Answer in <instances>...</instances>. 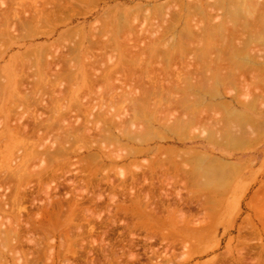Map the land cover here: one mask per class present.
<instances>
[{"label": "bare ground", "instance_id": "obj_1", "mask_svg": "<svg viewBox=\"0 0 264 264\" xmlns=\"http://www.w3.org/2000/svg\"><path fill=\"white\" fill-rule=\"evenodd\" d=\"M10 1H11V3H9L7 0V2L9 4L5 3L6 5L8 4L6 7H8L10 5V7H8L7 10L6 9L4 10L5 12L6 11L7 12L3 16H0V40L4 41V39L9 38L10 40H8V42L15 45V44H18L19 42L26 43L28 41L33 42V41L38 40V39H47V37H49L47 35H49L50 34L49 32L51 31V28H49L47 25L48 24L51 25L52 22H56V21L59 22L60 20H62V18H63L62 16H64L65 12H67L68 10H71L70 9L71 6L68 7L69 4H72V6H74L73 4H75V7H76L77 5H81V4H85V3L94 4L98 0H94L95 2L93 0H90V1L89 0L88 1L87 0H39V1L38 0H31L29 2H28V0H24V1L23 0H10ZM104 1L106 3H113L114 2V4H115L114 8H116L115 9L116 14L112 15L113 11H115V10H113V9H112V11L109 10L107 17H103L104 21H103V18L101 20V22L102 21L104 22V24L102 23L104 26L102 25L100 27V30L98 31L99 28H96V26L93 25L95 27V28L93 27V29H95V30L90 28V31L91 30L92 31L87 35L85 34L86 37H83L84 39H82V37L78 36L79 40H77L76 38L74 40H72V41L76 40L77 43L69 41L68 39L65 38L67 44H68V42H72V43H75L77 45V48L75 47L76 45L74 44L75 48L72 50L69 49L70 50V52H68L69 54H63V53L60 54L59 53L58 57H57L56 53H58V52L55 53L56 55H53V54H50V52H48V49L44 50V51H42L41 49H40V51L34 50L35 52L33 50H31L32 52H34L33 54H32V52L31 53L26 52L19 57L20 58L19 61L21 60V62H19L20 63L19 65L17 63L18 59L16 57V55H18V54H16L15 56L12 55V57H13L12 60L14 59L15 63L11 62L8 68H5V70H2V69L0 70V89L2 86H4L3 83L7 82L5 84V87H2V88H4L6 91L8 89V91H7L8 102L14 101V103L12 102V104H14L13 106H15V105L17 106V107L16 106L14 107L16 109L18 107L22 106L24 110L22 109L23 112H21L18 117L20 118L22 113L23 114L27 113L29 115V117H28L29 121L33 118L32 119L34 121L33 124H34V127H36L35 130L32 129L33 130L32 132L29 131L30 129L27 131V126H25L23 128L19 126L20 123H18V121H19V118H18L16 123L22 129L17 127V124H15L16 125V131H17V132L15 131V132L17 134H20L21 136H24L25 141L28 137L30 139L31 134H32V137L30 139V140H32L33 136H36L37 134H38L37 137L40 136V133L42 131L40 129L41 128L43 129V127H44V131H45V129L47 131H46V133L42 131L44 133V136L42 135L44 138H42V139L48 138L47 136L51 137L54 134V137L58 138V140H56L57 143L58 142L59 143L64 142V143L68 144L71 141L72 142L76 141V143H78V144H76L75 142L73 144L70 143L69 145H71V147L68 145V147H70V148H68V147L66 148L65 147L66 144H64V143L63 144L65 146L62 143H60V145L58 143L57 144L58 149H56V151L54 149L53 153L50 149H48V150L51 152L45 151L44 149H42V150H44L43 151L44 153L49 152V153H51L53 155L55 154L57 156L60 154L59 155V158H60L61 154H62V157L66 156V154H64L65 152L69 153V155H71V152L74 151L75 148H77L76 145L78 146L79 143L80 144L83 143V142H81L83 140H86V139L89 140L90 138H92V137H88V136H96L97 134H95V132H94L95 135L92 133H93V131H97L98 135H99L98 139H100V140H97L98 141V143H97V141L95 142V140L92 141V139H93L92 138V139H90L92 141V144L90 143L91 141L87 142L89 144H86L84 142L83 144L87 145L86 147L84 146L85 149L86 150L89 149V148H87L88 145H89V147H91L93 145V143H96V145L99 144L98 145L99 148H96L98 146L93 145V147H95V149L100 150V148H101L103 151H105V149H104L105 147H106V149L107 148L110 149V147L112 149V147L113 148L115 147L116 148L115 151L117 149H119V151H117V152H120L122 150L121 153H125L126 151H128L127 155H123L125 157H122V155L120 156L121 158H119V159H121V161H128V160H130L131 157H139L141 155L143 156L144 154L146 155L149 152L150 153L153 152L154 150H151L149 148V147H151L150 146L151 144L149 142L153 143L154 139L158 140L157 138H159V137H161L159 140L167 138L166 141L173 140V141H175V143H186L187 142L186 140L199 138V139H201V143L203 144L204 150H202V151H198V150L197 151L196 150H190V151L186 150L185 151V150H183L184 151L183 153H179L180 162H181V159H185V157H186V159L188 161L190 160L191 163H197L196 169L192 168L191 173L189 171L190 169H188V168H187L188 170H183V172H182L183 174H185L188 182H190L189 180H191L192 177L194 178L195 176H197L196 177V179H197L199 175H200L199 178L201 177L202 179L201 178L200 179L203 180L201 182L200 180L197 179L196 180L197 183H195L196 181L194 182V179H192L193 183H191V182L189 183V185H188L189 191L188 192H190L193 196L194 194L198 195L200 193H204L205 190L207 192H208V190L209 191L214 190L213 188L211 189L209 187H216L217 186V188L220 189L218 186L229 185L228 179H219V177L221 175H223V176L227 175L228 176L230 172L233 175L234 172L240 171L243 166L241 163H235L234 164V163H229V161L226 162V160L224 161V159L216 157V156L209 158L211 156V152H210L211 150L209 151V149H210L209 144H214L218 147H224L226 150H229L231 152H245V151H251V149L256 147L255 145H258L261 142V140L264 139V121L256 120L254 118V116H252L249 113V112L264 113V101H263L264 100V81L261 80V78L264 76V51H263L264 48L261 45H264V44L259 43V45H258V43H257V41H261L263 39V38L262 39L259 38L257 32H260V30H262L263 32L262 31L261 32L264 34V0H173V1H168L167 3L163 2V4L158 3L157 5H153L154 4L153 3L152 6H150L151 5L150 3H152L153 1H156V2L160 1L161 2V0H149V4H148L147 0H104ZM15 6L17 8H15ZM75 7L74 8L71 7V8L77 12L78 10H76ZM19 8L21 10L20 12L23 13L24 17H23V15L21 17H18L20 15L18 13ZM73 10H71V11L74 12ZM79 10H80V12H82L81 11L82 9H79ZM72 12H70V13H72ZM67 13L69 14V12H67ZM81 15H82V13H81ZM77 16H79V15H77ZM153 17H158L159 21L156 20L157 18H155V21H154V19L151 20V22H154L151 25H149V21H147L148 26H152V29L148 28V26L144 27V25H145L144 22L143 23L138 22V21H140V19L143 21V19L149 20V18L152 19ZM160 18H164V21L161 22L160 20H163V19H160ZM15 19H16V21H15ZM18 19L21 20V21H19L20 23L17 22ZM55 19H56V21H53ZM57 19H60V20H57ZM134 21L138 22L137 25H139V27L137 25H134V23H133ZM156 21H158V22H156ZM15 22H17V25ZM15 25H16V28L18 26V29H19V26H20V29L22 28L21 30H18L19 32L21 31V35L19 36V38H17L18 36L15 37V35L13 36L9 33L10 29H13V27H14V29H16ZM44 26H47V29L48 28L50 29V31L47 32V35H45L46 34V32H45L46 28H45V31H43V32L40 31V28L41 27L43 28ZM42 28H41V30H42ZM22 31L24 32V34L22 33ZM74 32L76 34L78 31L77 32L71 31L70 33L74 34ZM80 32H82V31H80ZM80 32H78V34H81ZM70 33H69V35H71ZM107 33H108V35L111 34V39H109L110 36H107V37L105 36L106 38H108V37L109 38L107 41H104V39L106 40L104 35ZM262 33H260L261 37L264 36V35L262 36ZM145 34H147V37L143 36ZM148 34H150V35H148ZM101 35H103V36H101ZM129 35H132L133 37L134 36L135 37L132 39L131 36H129ZM151 35L152 36L156 35V38H154L155 36L153 37V41L151 40L152 39ZM95 36H97V37H95ZM71 37L73 38V35ZM75 37H76V35H75ZM136 37H138V38L141 37V41L139 39H137ZM142 37L143 38L146 37L147 40L151 38L150 41L152 43L149 42V40L147 41L146 39L143 41ZM67 38H69V37H67ZM100 38L103 41L99 40ZM65 39H63V40H65ZM258 39H260V40H258ZM86 41L90 44L89 47L88 46L87 47L90 48L92 54H94L95 57H93V55L91 53H89V50H87L88 48L86 49L87 51H84L83 46L85 45ZM142 41L144 42V45H147V42H148L147 46H149L150 43H151V45L149 47H147V49H144L143 48L144 46L140 43ZM256 44L259 47L261 46L262 48L260 47V49H258V47L255 46ZM66 45H65V47H66ZM72 45L73 44H71V47H72ZM140 45L142 46V48ZM95 47H96V54L97 55L93 51V50H95ZM255 47H257V49ZM92 48H94V49H92ZM97 50H100L99 53L97 52ZM110 50L113 51L114 53H115V50L119 51L118 55H120V57H122V58H120L121 61H119L120 64L117 62L119 57L116 58L117 59L116 60L115 58H113L114 55L113 56L109 55V54H111ZM66 51H67V49H66ZM107 52L109 53L108 55L106 54ZM2 54L3 53H0V61L2 59H4V56ZM90 54L92 56V59L90 58L91 56H89ZM32 55H34V57H35L34 62L31 60V57H33ZM233 55H238V57L240 56L241 57L240 59L242 61L236 62L234 60V58L236 56H234L232 58ZM49 56H50L51 60H48ZM145 56L146 57L148 56V57L146 58ZM238 57L236 59H238ZM27 59L30 61H28ZM105 60H107L108 62H106ZM26 61L30 64V66H31L30 68H27V67H29V64H27ZM113 61H115V62L113 63ZM156 61L158 62L157 66L160 65L159 68L152 64V63L156 64L157 63ZM32 63H34V64H32ZM102 63L106 69L102 66ZM106 63H108L107 66H106ZM109 63L112 65H110ZM33 67L35 68L34 69L35 71L31 70V72H30L29 69H33ZM97 67H99L100 69L99 68L97 69ZM101 67L104 70H102ZM27 69L29 72L27 71ZM243 70H244V73H243ZM245 71L246 72L250 71V74L248 73V76H249V78L252 77L250 79V81L252 80L251 83H249L250 81L246 82L249 80V78H244V76H247V73H245ZM251 71H253L255 74H256V72L258 73V71H260L262 77L259 76L260 73H258V75H257L258 77H256L255 75L251 76V73H253ZM244 74H246V75H244ZM31 76H33V79L31 78V80H30ZM3 77L8 78V80H6L4 78V81L2 83L1 80H3L2 79ZM246 79H248V80H246ZM100 81H101L102 86L100 84H98V83H100ZM63 82L69 83L68 84L69 86L66 83H65L66 85H63ZM230 82H234V85L239 82V84H238L239 90H238V87H237V89H234V87L232 86L233 90H236V91H233V90L231 91L229 88H231L230 86L232 83H230ZM95 85L97 87H99V89L95 88L94 87ZM226 85L227 86L230 85L229 88H227ZM60 86H63L65 88L63 89V87H62L63 91L58 90L61 93H59L58 91L56 92V89H58V87L60 89ZM66 86L68 88H66ZM70 86L72 88H69ZM259 86H262L261 87L262 89L258 88ZM68 89L73 90V98L74 99L71 102L69 101V98H70V95L72 94V92ZM95 89H97L96 92H95ZM225 89L230 90V98L233 101L235 100L237 102V107H235L232 103H230L229 101H226L223 98L224 97L223 91ZM65 90L70 91L71 94L69 95L70 92L69 93L67 92L68 94L67 93L65 94V92H66ZM74 90H76V91H74ZM240 90H241V94L243 96L241 102L238 101V99H237V94L239 93ZM48 91L52 97L49 96ZM226 91H227V93L229 92L228 90H226ZM62 92L66 96H64ZM1 93H3V92H1ZM55 93H59V94L56 96ZM60 94H62V95H60ZM67 95H69L68 100H65L64 97L66 98ZM0 96H2V95H0ZM48 96H49V98H48ZM61 96H64V97H61ZM47 98H48V100L49 99H51V100L48 101ZM84 98H85V100H80V99H84ZM89 98H92V99L88 101L87 99H89ZM94 99H97V100L99 99V100L97 102V100H94ZM66 101H68V104L64 105V103ZM94 102H97V103H94ZM125 103L128 104L127 106L129 108L130 112L129 111L126 112V110L128 109L127 107H126L127 109L126 108L123 109V107L126 106ZM120 105H122L123 107H121ZM13 106L12 107L5 106L4 108H2L1 113L2 112H4V113L10 112V109L12 110ZM104 106L107 109L104 110V108H103ZM113 106H117L116 108H118L119 110L115 109V111H113L114 112L113 113L111 111V110H113ZM119 106H120L121 110H120ZM97 107L99 108L100 112L97 109L98 113L96 114L97 111H95V110ZM111 107H112V109H111ZM216 107L217 108L219 107L220 109H222V111H224L223 114L221 113L223 116L221 115L220 118H219V116H217V117H215V115L212 116L213 114L211 112H213V109ZM240 107H242L243 109ZM100 108L101 109L103 108L102 110L104 112ZM19 110H21V108ZM13 111H11V112H13ZM62 111L65 114H63ZM164 111H167L169 113V115L172 116V118L174 117L173 121L171 120L169 123H168V121L166 123H162V121H163L162 117L163 116L166 117V115H164V113H163ZM15 112L17 113L16 110H15ZM59 112H61V114ZM82 112L84 114H88V116L87 115L85 116V120L86 119L87 120L85 122H83L84 124L82 123V125L80 126L79 124H81L82 121H80L81 118L79 119V116H80V114H82ZM94 112H95V114H94ZM16 113H14V114H16ZM9 114H8V116H9ZM14 114H12V115H14ZM73 116H74L76 124L73 122L74 121V119L72 118ZM89 116H94V117H92L94 119L89 118ZM82 117H84V116L82 115ZM22 118H23V120H25L24 115ZM64 119L65 120L66 119H69V120L73 119V121L72 120H70V121L66 120L68 122H65ZM78 119L80 121L79 124L77 123ZM11 120H12V118H11ZM15 121L11 122V124L15 123ZM62 121H64V123L70 122L69 123L70 128H68L69 130L66 129L68 131L64 132L66 126H65V124L64 125L61 124V123H63ZM71 121L73 122V124H71L72 123ZM83 121H84V119H83ZM88 121H90V124H89L90 127L88 126ZM99 121L100 122L102 121V122L100 123ZM25 122H27V121L25 120ZM49 122H51V124H49ZM29 123H32V121H30ZM98 123L99 124L103 123V125L99 126ZM12 125H11V128L13 127ZM73 125H76L77 127H71ZM83 125H85V126L83 127ZM93 125L94 126L96 125V127H98V128L100 127V128L96 129V127H93ZM59 126H62L63 130ZM67 127H68V125H67ZM82 127H83V129H87L89 127L88 128L89 132L87 130H85L86 131L85 132L82 129ZM162 127L165 129L164 135H162V133H163ZM248 127L253 129V130H251V129L249 130ZM57 128L58 129L61 128V130H59V133H61V135L63 134L64 138H63V136H61L62 138L58 137L60 135H58L59 133H58ZM134 128H135V130H133ZM91 129H95V130L92 131L91 135L89 134L88 136L84 137L83 135L85 133H90ZM38 130H39V133H37ZM55 130H57V131H55ZM54 131L56 134L54 133ZM28 132H30V133H28ZM47 132H49V133L47 134ZM33 133H34V135H33ZM35 133H36V135H35ZM43 133H41V134H43ZM82 133H84V134H82ZM17 134H15V135H17ZM55 135H57V136H55ZM42 136H40V138ZM37 137L33 141L37 140ZM86 137H88V138H86ZM83 138H85V139H83ZM53 139L54 138L52 137V140ZM61 139H63L64 141L63 140L59 141ZM70 139H71V141H69ZM95 139H97V138H95ZM30 140H28V141L30 142ZM14 142H16V140ZM29 142L27 143V145L29 144ZM100 142H102V143L105 142L106 146H102V144H100ZM122 142H126L125 143L126 145L122 144ZM42 143H44V142H42ZM169 143H172V142H169ZM112 144L113 145L116 144L117 146H113ZM131 144L133 146L137 144L138 148L135 149L133 146H132V148H130L131 146L129 147L128 145H131ZM27 145L24 147V149L27 148ZM72 145H75V147L73 148ZM103 145H104V143H103ZM118 145L120 146V148ZM121 145H123V146H121ZM33 146L35 147V144H33ZM39 146H40V144H39ZM39 146L37 145L38 148H40ZM59 146H61L63 149H61V147H59ZM124 146H125V148H123ZM127 146L129 148H126ZM145 146H149V147L146 148ZM21 147L22 146H20V148ZM28 147L31 148L29 145H28ZM41 147H42V144H41ZM20 148H19V150H20ZM43 148H44V146H43ZM47 148H49V147H47ZM53 148H54V145H53ZM53 148H51V149H53ZM80 148H81V146H80ZM21 149H23V147ZM36 149H34L33 155H35L36 152H37L36 153L37 155L40 154L39 153L40 151L38 152L37 151L38 149L37 150ZM85 149H83V150H85ZM42 150H41V153H42ZM123 150H125V152ZM26 151H27V149L25 150V154L23 153L24 155H22L23 158L26 157V155L29 153H30V156H32L31 155L32 148L30 149L31 152L29 150L27 151V152H29L27 154H26ZM54 151H55V153H54ZM80 151L75 150V153L72 152V154H76L77 152L80 153ZM115 151L113 150V152H112V150L111 151L109 150V152H106V151L102 152L103 153V161L102 162L100 161V163L104 162L103 163L104 167L102 166L103 164H100V170H102V172H99V174L103 173V171H105L106 169H108V170H109V168L112 169V167L111 166L108 167V165L109 164L111 165L113 163L108 162L104 156H106V158H108V159L110 157L112 159L114 158L113 160L117 161L118 159L117 160H115V159L117 157H119L117 155H120V154L119 153H117V155H116V153L114 154ZM159 151H160V149H159ZM111 152L113 153V157L111 155ZM180 152H181V150H180ZM167 153L171 154L172 152L170 153L168 151ZM37 155L35 157L32 156L31 158L32 159L36 158ZM92 155L96 156V157H100V156H98L99 154L98 155L92 154ZM92 155L91 156L89 155L90 159H91V157H93ZM114 155H116L117 157H114ZM67 156H68V154H67ZM169 156L170 155H168V157ZM14 157H15V154H14ZM38 157H40V155H38ZM38 157H37V159H39ZM41 157H43L42 159H44V155H42ZM46 157H48V155ZM54 157H56V156H54ZM86 157L87 156H85V158ZM96 157H94V158H96ZM174 157H175V153H174ZM21 158L19 159L20 162H21ZM49 158L52 159V157H50V156H49ZM94 158L91 159L92 162H93V160L95 161ZM37 159H35V160L33 159L34 161L33 160L32 161L37 162L36 161ZM98 159L99 158H97V161H98ZM133 159H135V158H133ZM171 159H173V158L171 157ZM109 160H111V159H109ZM13 161L14 160H12V162ZM30 161L28 160V162H30ZM44 161H46V159ZM85 161L86 160H84V162ZM167 161H169V160H167ZM167 161H164V162L167 163ZM177 161H178V157H177ZM26 162H27V159L25 161V165L28 164ZM51 162L53 163L54 161L51 160ZM164 162L161 161V162H159V164L162 165V163H164ZM180 162L178 161V164L173 162L174 166L172 165L170 167V170L169 169H163V167L166 168L168 165L167 166L165 165L166 167L162 165V169H161L162 172L159 171L160 169L156 170L157 167L155 166V169H153L150 172L151 174H149V175L150 176L154 175L156 177V175H157L156 171L159 173H162V175L158 173V175H161L160 178L162 179V185L161 186H163V185L164 186H173V184H171V182L174 181V178H173V175L170 173V171L172 173H174L175 166H176V169L180 168L179 167L181 165ZM50 164L51 163H49V165ZM98 164L96 165V162H94L90 166V164L88 165V163H87V168H89L88 170L91 171L92 167L98 166ZM32 165H33V163H32ZM198 165H199V168L202 167L201 165H203V166L208 165L206 167L207 168L209 167L210 169L208 168V170H206V171L204 170L205 171L204 172L203 170H201V168L198 170V168H197ZM14 166L15 165H13V168H14ZM34 166L38 167L37 165H34ZM42 166H44V165H41V167ZM47 166H48V163H47ZM79 166L81 167L82 165H79ZM88 166H90L91 168ZM101 166H102V168H101ZM122 166H124V165H122ZM129 166H130V164H129ZM36 167H34V168H36ZM116 167H118V166H116ZM172 167L174 168V170L171 169ZM29 168H31V167H29ZM32 168L30 169L31 171H32ZM39 168H40V166H39ZM75 168H77V167H75ZM140 168L142 169V167H139L137 172L140 170ZM7 169L9 170V168H7ZM58 169L60 171V168H58ZM85 169H86V164H85ZM120 169L118 172L119 176L125 178L128 175V174H126L127 172L125 173L124 168L120 167ZM123 169H124V173L122 172ZM108 170H106V171H108ZM127 170H128V168H127ZM196 170H197V174H196ZM11 171L13 172V170H11ZM65 171H66V169H65ZM81 171H82V169H81ZM115 171L116 170H114V172ZM134 171H136V169H134ZM21 172H22L21 170L19 173L13 172L14 173L13 175H15L14 178L16 179V177H17V179H16L17 181H18V178L20 177V176L18 177V174L23 175V173L21 174ZM78 173H75V174H78ZM118 173H116V175ZM139 173L140 172H138V174ZM180 173H181V171H180ZM2 174H3V172H2ZM51 174H49V175H51ZM54 174H56V172ZM59 174H61V172ZM124 174H126V176ZM147 174H146V176L150 178V176H148ZM10 175L11 174H8V176H10ZM13 175H11V176L13 177ZM96 175H98V173ZM100 176H102V175H100ZM104 176L106 177L107 175L103 174L102 177L105 178ZM139 176L137 177V175L135 176V174H133V177H137L138 179L141 178V175H139ZM3 177H7V175H5ZM12 177H8V178H11L12 180H14V178H12ZM45 177L46 176L44 175V177H42V178L44 179ZM93 177H94V175H93ZM96 177H98V176H96ZM147 177L146 178H145V176L142 177L144 179L143 180L144 182L147 179ZM130 178H132V177H130ZM130 178H128V179H130ZM170 178H171V180L173 178V181H171ZM5 179H7V178H5ZM121 179H123V178H121ZM154 179L156 180V178H154ZM3 180L4 179L1 180V178H0L1 183ZM12 180H11V182H12ZM20 180H19V182L21 183L23 178L21 177ZM44 180H46V179H44ZM86 180H88V179L86 178ZM99 180H101V179H99ZM103 180H101V182ZM132 180L134 182H136V184H138L140 182V180H134V179H131V181L130 180H127V181L132 182ZM5 181H8V179ZM98 181L97 182L95 181V182L98 183ZM104 181H106V180H104ZM116 181L117 180H115V182ZM141 181H142V179H141ZM168 181H171V182H168ZM23 182H24V180H23ZM111 182H113V181H111ZM117 182H119V181H117ZM148 182H149V180L145 183L147 184ZM13 183H17V182L14 180ZM43 183H44V181H43ZM83 183H81L82 188H79L77 186L78 187L77 190H79V189L80 190L76 191L75 197H78V198L83 197V196H80V195H82L81 189H84L83 185H85V183L84 184ZM125 183H128V182H125ZM165 183H169L170 185H167V184L165 185ZM184 183H186V182H184ZM67 184H68V182H67ZM71 184H72V182H71ZM76 184H78V182L74 183L75 186H76ZM86 184H87V181H86ZM129 184H130V186L127 187ZM129 184H127V186H126V184H124V186L123 185L117 186V184L114 183V185L112 184L113 187H111V189H112V191L114 190V192L120 193L123 196H128V194L131 193L130 196L133 198L135 196L137 199L142 198L143 197L142 195L143 194L145 195L147 193V196L145 195V198L148 199V201L150 200L148 198V196H151L150 193L153 192L151 190L152 188H151L150 184L148 187V189L150 188V190L145 189L146 192H144L145 190H143L144 186L146 184L144 185L143 183H141L143 185L138 184V186H134V184H133L132 187H131V183H129ZM2 185H0V187L4 188V186H2ZM5 185H8V184L5 183ZM70 186H72V185H70ZM75 186H74V189L76 190L77 187L75 188ZM100 186L99 187H98V185H97V187L94 186V188H96L94 190H96V191H98L99 189L101 190ZM154 186H156L155 182H154ZM161 186H160V188H161ZM18 187H19V185H18ZM20 187H23V186H20ZM135 187H138V188H135ZM90 188L91 187H89V190H90ZM97 188H98V190H97ZM145 188H147V186H145ZM156 188H157V186L154 187V189H156ZM163 188L164 187L161 188V191L163 190ZM5 189H7V188H5ZM23 189L24 188H22V190ZM198 189H200V190H198ZM203 189H204V191H202ZM0 190H2V188ZM13 190H15L14 187L9 192L11 194H9L7 192L8 196L12 195L10 197H8L7 194H5V192H4V194H5L4 195L0 191V193L4 197H6L3 199V196L1 195V198H0L1 199V201H0V211L1 212H0V214L3 212V214L5 215V218H7V219L10 218V219L6 220L5 218H3L4 216L2 217L4 219V221L5 220H6V222L9 221V223L10 222L12 223V221H10L12 216H9V213H10V215H13V217H14V214L18 210L17 208H15L16 210L14 211L15 213L13 214L12 210L14 207L12 208L11 205L14 203L13 206L16 207V206H19L20 204H23L21 202H24V199L20 198L21 194L19 196V193H18L19 191H17V190L14 191L16 193L11 192ZM34 190L32 192L33 195L35 193ZM157 190L160 191V189H157ZM46 191L48 192L49 190L47 189ZM52 191H53V189H52ZM91 191H92V189H91ZM155 191L156 190H154V192ZM77 192H78V195L80 194L79 196L77 195ZM83 192H86V191L84 190ZM87 192H88V190H87ZM37 193H38V191H37ZM90 193H92V192H90ZM102 193H103V191H101V194ZM214 193H218V191L214 192ZM87 194H86V196H87ZM101 194H98L97 196L95 195V197L91 196L89 194L90 197L87 198L86 200L83 199L86 197H83L81 199L82 201L80 199H77V198L72 199V197L70 200L66 199V201H68L67 203L69 205L68 208L77 207L78 205H80L81 208H84V207L88 208L86 210L82 209V212H83V216H82L83 219L81 218L82 221H84V220H86L88 222L94 221L92 223L93 225L90 223L89 227L86 226V228H88V229H86L84 227L85 225L83 227H81V226L76 227L77 229H75V230L77 231L78 234L73 233L76 231H73V230L70 231L71 229L69 230L70 232H72L71 234H73L69 237L74 236L72 239L81 238L80 239L81 243L85 242V244L82 243L83 245L81 243H79V244H81V246H80L79 244H77L78 241H76V243H73V242L70 243L68 240V243H70L71 245L69 244L70 245V247H69L70 251H69V254L67 253V255L70 256V254H71V255H74L76 257V259H78V260L82 259L83 260V261L81 260L82 262L79 261L81 264L82 263L87 264L86 262H89L90 264H112L113 263L112 259L107 257V255L109 254L108 256H110L112 254L111 256H113V258L116 260L119 258L118 255H121L119 253H121L120 250L123 247L121 248L119 246L120 248L117 249L118 246H116V244H113V243L107 244V242L110 243L112 240V238L109 237L110 236L109 234L111 233L109 231V229L111 230V228H113V226L115 227V224L117 223L118 218H120L122 216V214H120L118 211H116V213H114L115 211H113L114 214H111L112 212L109 210L110 208L108 207L109 206L108 204H106V205H108L107 208H109L108 210L110 212L107 209H105V211L101 212V210H102L101 206H97L101 209L96 207L97 210L95 209L94 211H93L94 208H92V206H91L92 210L89 209L90 205L94 204V206H95L96 204H99L100 201L105 203L104 201H102L103 199L105 200V198H103L105 196H103V194L102 195ZM165 194H167V192H165ZM178 194H180V193H178ZM22 195H26V193H24V194L22 193ZM113 195H114V193H113ZM119 196L120 195H118V197ZM33 197H35V196H33ZM68 197H66V198H68ZM114 197L116 198L117 196H113V197L110 196L109 202H113V201L117 202L114 199ZM208 197H209V195H208ZM181 198H182V196L179 198L180 204L186 202V201H183L184 199H181ZM205 198H207V196ZM38 199H40V198H38ZM254 199L256 201L257 198H254ZM117 200L119 201V199H117ZM121 200H122V198H121ZM144 200L145 199L143 198L142 202H144ZM151 200H153V199H151ZM212 200H214V199L212 198ZM86 201H87V203H85ZM204 201H206V200H204ZM196 202H193V203H196ZM202 202H203V200H202ZM33 203L34 202L30 203L31 206L34 205ZM163 203L165 204L164 199L162 201V204ZM211 203H212V201H211ZM25 204H28V202H26ZM56 204L58 205V206L55 205L56 207H61V208L63 207V203L60 201H58ZM86 204H87V206H86ZM201 204H199V205H201ZM207 204H209V203H207ZM8 206H9V208H8ZM21 206L22 205H20L18 207L19 211L22 210ZM47 206L49 207L50 205H47ZM51 206L54 207L53 203ZM6 207L8 209L12 208V210L8 211V209ZM5 208L7 209V211L5 210ZM165 208L162 207V210ZM198 208H199V206H198ZM4 210L7 213L8 212L9 213L8 214L5 213ZM99 210H100V213H99ZM106 210H107L108 217L103 218L102 214L107 216ZM116 210H117V208H116ZM151 210H153V208H151ZM64 211H65V209H64ZM77 211L79 212L80 210L77 209ZM95 211L96 212L98 211V213H96ZM147 211H148V209H147ZM181 212H183V211H181ZM20 213L21 212L17 213L18 215L15 216L16 218L14 217L16 222H14L15 220L12 217L13 222L17 223V225H19V226L21 225L22 221H25V220H21L22 217L17 218ZM26 213L27 212L25 211V214H23L24 216L22 219H24ZM47 213L50 214L51 212L48 211ZM184 213H185V211H184ZM3 214H1V216ZM6 214L9 217H6L7 216ZM63 214H66V213H63ZM160 214H161V212H160ZM51 215H52V213H51ZM77 215L79 217V215L81 216L82 214L80 212V214H77ZM123 215L126 216V214H123ZM187 215L190 216V214H187ZM21 216H22V214H21ZM55 216L54 217L52 216V218H54V220H55V221L53 220L54 222H56V220H57ZM61 218H63V219H61V221H62V220H64L65 217L62 215ZM141 218H143V217H141ZM35 219H36V217H35ZM81 219L79 217L78 220H81ZM91 220H93V221H91ZM120 220H121V218L119 219V222L117 224L120 223ZM136 220H138V219H136ZM136 220H134V221H136ZM4 221H3V223H4ZM95 221H97L95 226H97L101 223V225H102L101 228L104 227V229L102 228L99 231V229H97V227L94 226ZM99 221H100V223H99ZM110 221L114 225L111 224L112 227L109 228L110 224H108V222H110ZM134 221L131 220V222H133V223H134ZM0 222H2L1 218H0ZM36 222L34 221V223H36ZM5 223H4V225L0 223L3 226V228H4V226H8V225H5ZM124 224L126 225L125 228H126L127 232H129V236L134 237L136 235L134 232V228L136 227V225L135 224H132V225L128 224L127 225L126 221ZM1 225H0V227H1ZM14 225H13V227H14ZM262 225H263V222H262ZM10 226H11V224L9 225L7 231L4 230L3 228H0V242L3 244L2 245L3 246L2 251L5 252V250L7 248L5 249L4 247L5 246L8 247V245H10L12 250H13V251L11 250L10 253L16 252L14 255L10 254V258H12L15 262H17V264H21V262L23 264H26V263L27 264H36V263L40 264L39 261H42L41 259H42V257H44L43 250H46V248H47L46 247L47 245L44 246L41 244L44 241H46L47 239H49L51 236L48 238V236L45 235V237L43 238L44 241L39 242V240H37L38 239L37 237H36L37 239L30 238V237H33L34 235L33 234L31 235V233L27 232L29 234V235H27V236H29L27 238L31 241V242H29V240L26 238V236L25 237L23 236V233H26V230H25V232H23L24 229H22L20 227L22 229L21 230L22 235H21L19 229H17L16 226H15L16 228H11V229H10ZM26 226H27V224L25 225L24 228H26ZM35 226H37V225H35ZM5 228H7V227H5ZM28 228H29V226H28ZM250 228L246 234H244V232H242V234H240V241L244 242V240H246L247 242H249V240H248L249 238L258 237V238H260V239L257 238L258 241L260 240V242H261L263 239V235H264V227L262 229H259V230L257 227H255L254 229H251V230H250ZM2 229H3V232L4 231H6V232L3 233ZM9 229H10V231H9ZM247 230L248 229H246V231ZM30 231H32V230H30ZM113 232H115V231H113ZM20 235H21V237H24V242L19 240L21 238ZM112 235H114V234H111V236ZM120 235H122V232H120ZM120 235L118 237H121ZM144 235H145V233H144ZM193 235H195V233ZM150 237H152V236H150ZM25 238L27 239V241ZM45 238H47V239L45 240ZM108 238L109 239L111 238L110 241L109 240L107 241ZM162 238H163V240H168L167 242L170 243V244L168 243L169 248H171V247L174 249L176 248L175 247L176 242H178V234L177 233H172L170 231L166 232V231L162 230ZM117 239H119V240H117ZM117 239H116V242L118 241L123 246L124 245L127 246L124 243L126 240L123 241L120 238H117ZM123 239H124V237H123ZM36 240L38 242H35ZM63 240H61L60 243H62ZM80 240H79V242H80ZM145 241L148 242L150 240L147 241V239H146ZM54 242H55V240H54ZM88 242H89V245L87 244ZM99 242L103 243V244L99 245ZM128 242H126V243H128ZM131 243H132V241H131ZM64 244H65L64 246H60V247H64V248L67 247L66 242ZM90 244L92 246H90ZM16 245H17V247L18 246L19 247L16 248L15 247ZM51 245H53V244L51 243ZM85 245H86V247L90 246V248L91 247H94L95 249L99 248V249H97L98 251L96 250L97 254L99 253V250L101 249L100 253L102 252L103 261H105V262H102L100 260L102 258L99 259V258H96L94 256L93 253L95 252V254H96L95 249H94V252L92 251L93 249L83 250V251H87L86 257H85L86 252L83 253L81 251L84 254V256H83V254L81 255L80 253H78V251H80L81 249H86ZM96 245H97V247H96ZM133 245H134V243H133ZM133 245H132V247H133ZM2 246L0 248H2ZM42 246H44L45 249L43 248V250H42ZM25 247L27 248L26 250H24ZM19 248L21 250H18ZM78 248H81V249L78 250ZM251 248L252 247H249V249L245 248V252L240 249L241 251H239V254H241V255L244 253H246V254L244 255L243 258L237 257L234 261L235 264H243V263L246 264L245 261L247 259H249V257H250V260H252V259L255 260L254 262H251V261L248 262V260H247V262L250 264H252V263L253 264H264V247L261 246V249H259L260 248L259 247L258 249L260 251L259 250L256 251V249H257L256 247H253V249H251ZM254 248H256V249H254ZM32 249H33V252H30V251H32ZM73 249H74V251H73ZM125 249H126V247H125ZM14 250H15V252H14ZM127 250H129V252H132V250H130L129 247ZM195 251H196V249H195ZM6 252H5V254H6ZM50 252L48 251V253H46V255L48 257H50L49 256V254H51ZM240 252H242V253H240ZM132 253L130 256H128L129 259L131 258L133 261H136V262L138 260H140L138 258V257H140L139 254H138L139 256H137V255H134L135 252L133 254ZM196 253L199 254L200 252L196 251ZM227 253L228 252H226L225 254L227 255ZM255 253H256V256H258L257 259H255V257L252 258L253 255L255 256ZM18 254H20L21 256H24V257H26L28 254H30L29 256H31V257L30 258L27 257V261H26V263H24L25 262L24 260L23 261L20 260L21 262L19 261L21 256H19ZM53 254H54V252H53ZM53 254H52V256H53ZM91 254H93L92 256H94V257H91L90 256ZM99 254L97 257L100 256ZM16 255H18V256H16ZM11 256L15 257V259ZM47 256H46V258H44V260H48V261L50 259L54 260L52 256H51V258H47ZM225 256H222L223 260H224V258H227V257H228L227 259H229V260L230 259L232 260V258H233V257L229 258L228 255L226 257ZM8 257H9V255H8ZM168 257L171 258V256H168ZM89 258H91V260ZM104 258H105V260H104ZM122 258H124V257H122ZM125 258H126V260H129L127 257H125ZM21 259H24V258H21ZM84 259L86 260V262H84ZM1 260H5V259L0 258L1 264H5V263L8 264L6 261L4 263ZM44 260H43V262H44ZM71 260H70V262H72L71 264H76L75 262L78 261V260H76V261L74 260L75 262L73 263V260L72 261ZM126 260L123 259V261H126ZM151 260H153V259H151ZM240 260H243L244 262H241ZM67 261H68V259L63 261L62 263L65 262V264H66ZM123 261L120 260L119 261L120 264H122V263L128 264L129 263V261L128 262H123ZM156 261H155V263L158 262V261L157 262ZM51 262H53V261H51ZM79 262H77V263L80 264ZM170 262H171V260H168V261H166V264H169ZM133 263H135V262H133ZM138 263H139V261H138ZM158 263L161 264V261ZM162 263H164V262H162ZM67 264H70V263L68 262ZM115 264H117V263H115ZM140 264H142V263L140 262ZM217 264H225V262H223L221 260V262L219 261V263H217Z\"/></svg>", "mask_w": 264, "mask_h": 264}, {"label": "rangeland", "instance_id": "obj_2", "mask_svg": "<svg viewBox=\"0 0 264 264\" xmlns=\"http://www.w3.org/2000/svg\"><path fill=\"white\" fill-rule=\"evenodd\" d=\"M24 1V0H23ZM29 1H31V0H28V2ZM39 1V0H38ZM88 1V0H87ZM90 1V0H89ZM94 1V0H93ZM148 1V4H149V0H147ZM168 1H173V0H161V2L160 1H158V2H156V1H153L152 3H150L151 5L150 6H152V4L153 5H157L158 3H160V4H163V2H165V3H167ZM8 2L9 3H11V1L10 0H8ZM7 2V0H0V16H3L6 12L4 11L5 9L7 10V8L8 7H10V5L8 6V7H6L9 3ZM95 2V1H94ZM5 3H8L7 5L5 4ZM13 3V2H12ZM164 3V4H165ZM14 4V3H13ZM69 4V3H68ZM15 5V4H14ZM74 6H72V4H69L68 5V7H72V8H74L75 7V4H73ZM77 5V4H76ZM17 6V5H16ZM15 6V8H17ZM79 8H78V7ZM76 7H75V9L76 10H78L77 12L75 11V10H73L71 7H70V9L71 10H73L74 12H72L71 10H68L67 12H69V14L67 13V12H65V14H64V16H62L63 18H62V20H60V19H57V20H60L59 22L58 21H56V19L55 20H53V21H56V22H52V24L51 25H47L49 28H51V31H50V29L48 28L47 29V26H44L43 28H42V30H41V28H40V31H45V28H46V34L45 35H47V32L48 31H50L49 33V35H47V36H49V37H47V39H38V40H35V41H28V42H26V43H22V42H19L18 44H11L10 42H8V40H10L9 38H6V39H4V41H2V40H0V53H3L2 55L4 56V59H2L1 61H0V70L2 69V70H5V68H8L9 67V65H10V63L12 62V63H15V60L13 59L12 60V55L13 56H15L16 54H18V55H16V57H17V63H18V65L20 64L19 62H21V60L19 61V57L21 56V55H23L24 53H26V52H32L31 50H36V51H40V49L42 50V51H44V50H47L48 49V52H50V54H53V55H56L57 57H58V54L60 53V54H69L68 52H70V50H72V49H74L75 47L77 48V45L75 44V43H77L76 42V40L75 41H72V40H74L75 38L77 39V40H79V37H82V39H84L83 37H86V35L87 34H89L91 31H90V28L91 29H93V27L94 26H96V28H99L98 29V31L100 30V27L104 24V18L103 17H107V14H108V11L110 10V11H112V9L113 10H115L116 8H114V6H115V4H114V2L113 3H106L104 0H98V1H96L94 4H87V3H85V4H81V5H77ZM81 7V8H80ZM79 9H82L81 11L82 12H80V10ZM21 10H20V8L18 9V13L20 14L18 17H21L22 15H23V13L22 12H20ZM70 12H72V13H70ZM77 14H76V13ZM80 12V13H79ZM81 13H82V15H81ZM68 14V15H67ZM116 14V10L115 11H113V14L112 15H115ZM66 15V16H65ZM77 15H79V16H77ZM23 17H24V15H23ZM22 17V18H23ZM102 18H103V21L101 22V20H102ZM155 18H157L156 20H158L159 21V19H158V17H153L152 19L151 18H149V20H144L143 18V21L140 19V21H138V22H144V27L145 26H148V22L147 21H149V25H151L152 23H154V22H151V20H153L154 19V21H155ZM165 18V17H164ZM164 18H160V19H163V20H160L161 22H163L164 21ZM148 19V18H147ZM15 21H16V19H15ZM19 21H21V20H17V22H19ZM137 21H134L133 23H134V25H137ZM158 21H156V22H158ZM17 22H15L16 23V25H17ZM20 23V22H19ZM18 23V24H19ZM55 23V24H54ZM103 23V24H102ZM141 23V24H142ZM140 24V25H141ZM157 24V23H156ZM16 25H15V28H16ZM94 25V26H93ZM155 25V24H154ZM158 25V24H157ZM98 26V27H97ZM104 26V25H103ZM138 27H139V25H137ZM142 26V25H141ZM95 28V27H94ZM148 28H150V29H152V26H148ZM17 29V30H16ZM16 29H14V27H13V29H10V31H9V33L11 34V35H15V37H17V38H19V36L21 35V31L19 32L18 30H21L20 29V26H19V29H18V26H17V28ZM261 29V28H260ZM53 30V31H52ZM93 30H95V29H93ZM156 30V29H155ZM73 32V31H78V32H80V31H82V32H80L81 34H78V32L75 34V32H74V34L73 33H70V32ZM97 31V32H98ZM152 31V30H151ZM262 30H260V32H257V34H258V36H259V38H263L261 41H257V43H258V45H259V43L261 44H264L263 42H264V34L261 32ZM44 32V33H45ZM96 32V31H95ZM22 33L24 34V32L22 31ZM69 33L71 34V35H69ZM149 33V32H148ZM151 33V32H150ZM260 33H262V36L263 37H261V35H260ZM84 34V35H83ZM86 34V35H85ZM69 35V36H68ZM73 35V38L71 37ZM75 35H76V37H75ZM83 35V36H82ZM96 35V34H95ZM148 35H150V34H148ZM12 36V37H13ZM69 37V38H67V37ZM79 36V37H78ZM101 36H103V35H101ZM107 37V36H110V38L109 39H111V34L110 35H108V33L107 34H105L104 35V37ZM129 36H131V38L133 39L134 37L132 36V35H129ZM143 36H146L147 37V34H145V35H143ZM152 36V35H151ZM155 36V37H154ZM154 36H152V41H153V37L154 38H156V35H154ZM71 37V38H70ZM78 37V38H77ZM95 37H97V36H95ZM105 37V38H106ZM146 37H142L143 39V41L146 39ZM68 39L69 41H72V42H75V43H72V42H68V44L66 43V39ZM108 38H106V40L104 39V41H107L108 40ZM137 39H139L140 41H141V37H136ZM63 39H65V40H63ZM71 39V40H70ZM81 39V40H82ZM150 39H148L149 40V42H151L150 41ZM67 40V41H68ZM80 40V41H81ZM99 40H102L101 38L99 39ZM147 40V39H146ZM147 40V41H148ZM258 40H260V39H258ZM65 41V42H64ZM103 41V40H102ZM142 41V42H143ZM146 41V42H147ZM2 42V43H1ZM142 42H140L144 47V49H147V47H149L150 45H151V43L149 44V46H147L148 45V42H147V45H144V42L142 43ZM62 43V44H61ZM73 44L72 45V47H71V44ZM68 46H67V45ZM74 44L76 45L75 47H74ZM65 45H66V47H65ZM70 45V46H69ZM89 43L86 41L85 42V45L83 46V49H84V51H87V50H89V53H91L92 54V52H91V50H90V48H88L89 47ZM257 44L255 45V46H257L258 47V49H260V47L261 46H263V48H264V45H261L260 47L258 46ZM88 46V47H87ZM141 46V45H140ZM69 47V48H68ZM257 47H255L256 49H257ZM88 48V49H87ZM141 48H142V46H141ZM262 48V47H261ZM66 49H67V51H66ZM70 49V50H69ZM87 49V50H86ZM92 49H94V48H92ZM66 51V52H65ZM94 51V53L96 54V47H95V50H93ZM99 51L100 50H97V52L99 53ZM102 51V50H101ZM108 51V50H107ZM111 51V50H110ZM262 51V50H261ZM263 51H264V49H263ZM262 51V52H263ZM35 52V51H34ZM34 52H32V54L34 53ZM56 52H58V53H56ZM105 52V51H104ZM109 52V51H108ZM106 53L107 55L109 54V53ZM259 52V51H258ZM56 53V54H55ZM111 54H109L110 56H113V58H118L119 57V59L117 60V62L120 64V62L119 61H121L120 60V58H122V57H120V55H118L119 54V51L118 50H115V53L113 52V51H111L110 52ZM49 54V55H50ZM91 54L89 55V56H91ZM116 54V55H115ZM121 54V53H120ZM93 55V57H95L94 56V54H92ZM97 55V54H96ZM33 57H34V55H32ZM52 56V55H51ZM117 56V57H116ZM150 56V55H149ZM234 56H236L235 58H234V60L236 61V62H238V61H242L240 58V56L238 57V55H233L232 56V58L234 57ZM33 57H31V60L34 62V59H35V57L33 58ZM146 57V56H145ZM148 57V56H147ZM146 57V58H147ZM238 57V59H236ZM33 58V59H32ZM89 58V57H88ZM91 59H92V56L90 57ZM89 58V59H90ZM90 59V60H91ZM28 60V59H27ZM48 60H51L50 59V56H49V59ZM115 60V61H116ZM192 60V59H191ZM28 61H30V60H28ZM31 61V62H32ZM106 62H108L107 60H105ZM104 61V62H105ZM115 61H113V63L115 62ZM27 62V61H26ZM103 62V63H104ZM157 62V61H156ZM239 62V63H240ZM101 63V62H100ZM103 63H102V66H103ZM160 63V62H159ZM27 64H29L28 62H27ZM32 64H34V63H32ZM31 64V65H32ZM110 64V63H109ZM153 65H155L156 67H158L159 68V66L160 65H158L157 66V64H158V62L156 63V64H154V63H152ZM8 65V66H7ZM101 65V64H100ZM108 65V63H106V66ZM110 65H112V64H110ZM31 66H30V64H29V67H27V68H30ZM100 67V66H99ZM99 67H97V69L99 68ZM104 67V66H103ZM155 67V68H156ZM4 68V69H3ZM102 68V67H101ZM105 68V67H104ZM35 68L33 67V69H29V71L31 72V70L32 71H35L34 70ZM100 69V68H99ZM106 69V68H105ZM102 70H104L103 68H102ZM27 71H28V69H27ZM26 71V72H27ZM28 71V72H29ZM256 71V70H255ZM251 72H253V71H251ZM243 73H244V70H243ZM245 73H247V76H248V73L250 74V71H248V72H246L245 71ZM258 73H260V71H258ZM258 73L256 72V74L253 72V73H251V76L252 75H255L256 77H258L257 75H258ZM5 75V74H4ZM244 75H246V74H244ZM247 76H244V78H249V76L247 77ZM259 76L260 77H262V75H261V73L259 74ZM259 77V78H260ZM4 78L6 79V80H8V78H6V77H3L2 79L3 80H1L2 81V83H3V81H4ZM31 78L33 79V76H31L30 77V80H31ZM35 78V77H34ZM252 77H250L249 78V80L248 79H246V80H248V81H246V82H249L250 81V79H251ZM261 80L262 81H264V76L261 78ZM6 82V81H5ZM27 82V81H26ZM252 82V80L249 82V83H251ZM7 83V82H6ZM6 83H3V85L4 86H2V87H5V84ZM67 85L69 84V83H67V82H65ZM64 82H63V85H66ZM230 83H232L231 84V86L230 85H226L227 86V88H229V86L231 87V88H229L231 91L233 90V88H232V86L234 87V89H237V87H238V90H239V86H238V84H239V82L237 83V84H235L234 85V82H230ZM229 83V84H230ZM98 84H100L101 86H102V84H101V81H100V83H98ZM228 84V83H227ZM97 85V84H96ZM94 86L95 88H97V89H99V87H97V86ZM69 86V85H68ZM100 86V87H101ZM1 87V89H0V91L1 92H3V93H1L0 92V95H2V96H0V178H1V180L2 179H4L3 181H2V183H1V181H0V185H2V186H4V188L3 187H0V189L2 188V190H0L1 191V193L2 194H4V192H5V194H7V196H8V193L10 192V190H12V188L14 187V189L15 190H13V191H11V192H14V191H19L18 193H19V196H20V194H21V196H20V198L21 199H24V202L26 203V202H28V204H25L24 202H21V203H23V204H20V205H22L21 207H22V210L24 211H19V206H13L14 205V203L11 205L12 206V208H13V210H12V208H10V209H8L9 208V206H8V211H10V210H12V212H13V214L15 213L14 211L16 210L15 208H17L18 210V212L16 211V213L14 214V217L15 216H17L18 214L17 213H19V212H21L20 214H19V216L17 217V218H23V214H25V211L27 212L26 213V215H25V217H24V219H22L21 218V220H25V221H22V223H21V225L19 226V225H17V223H14V222H16V220H15V218L13 217V215H10V213H9V216H12L13 218H14V222H13V219H12V217H11V220L10 221H12V223L10 222L9 223V221L8 222H6V220H8V219H10V218H5V215L3 214V212L1 213V214H3L2 216H1V214H0V218H1V221L2 222H0L1 224H3L4 225V223H5V225H8V226H4V228H3V226L1 225V227L0 228H3L4 230H6L7 231V229H8V227H9V225L11 224V226H10V229L11 228H16L17 227V229H19V231H20V234H21V230L22 229H24V231L23 232H25V230H26V233H23V236L25 237L26 236V238L27 237H29V236H27V235H29L28 233H31V235L33 234L34 236L33 237H30V238H35V239H37V240H39V242H43L44 241V237H45V235L46 236H48V238L49 239H47V238H45V240L46 241H44L41 245H44V246H46L47 248H46V250H43V248L45 249V247L44 246H42V250H43V255H44V257H42V261H39V263L40 264H65V262L64 263H62L63 261H65V260H67L68 259V261L66 262V264L69 262L70 264L72 263V262H70V260L72 259L73 260V263L76 261V260H78V259H76V257L74 256V255H71L70 254V256L69 255H67V253L69 254V251H70V243L71 242H73V243H76V241H78L77 242V244H79V243H81V238H75V239H72L73 237H69V236H71V235H73V234H71L72 232H70V231H76L75 229H77L76 227H83L84 225V227L86 228V226L87 227H89V225H90V223L92 224L94 221L93 220H91V221H93V222H88V221H86V220H84V221H82V216H83V212H82V209H84V210H86V209H88V208H81L80 207V205H78L77 207H72V208H68L69 207V205H68V201H66V199L68 200H70L71 199V197H72V199L73 198H77V199H82L83 197H86V198H83L84 200H86L87 198H89L90 197V195L91 196H94L95 197V195L98 193V194H101V191H103V196H105V197H103V198H105V200L103 199H101L102 201H104L105 203H103V202H101L100 201V205L99 204H96L95 206H94V204L93 205H90V208L89 209H91V206H92V208H94L93 209V211L96 209V207L97 206H101L102 207V210H101V212L102 211H105V209H109L112 213L111 214H114V213H116V211H118L120 214H122V216L120 217L121 218V220H120V223L119 224H117L118 222H119V219L120 218H118V221H117V223L115 224V227L113 226V228H111V230L109 229V231L111 232H109L110 234V236L109 237H111L112 238V240H111V242L110 243H108L107 242V244H111V243H113V244H116V246H118L117 247V249L118 248H122L121 250H120V252L121 253H119V254H121V255H118L119 256V258L116 260V259H114L113 258V256H108L107 255V257H109V258H111L112 259V261H113V263L112 264H115V263H117V264H120V260H122L123 261V259L124 260H126V258L125 257H127L128 258V256H130L131 255V253L133 252H135L134 253V255H137V256H139L140 255V257H138L140 260H138L139 261V263H138V261L136 262V261H133L131 258L129 259V260H126V261H123V262H128L129 261V263L130 264H132L133 262H135V263H133V264H140V262L142 263V264H154L155 263V261L157 260L158 262H160L161 261V264H166V261H168V260H171V262L169 263V264H217V263H219V261L221 262V260L223 261V262H225V264H235V259L237 258V257H244V255L246 254V253H244L245 252V248H248L249 249V247H252L251 249H253V247H256V248H254V249H256V251L257 250H259V249H261V246L262 247H264V235H263V239H262V241L260 242V240L258 241V239H260V238H258V237H252V238H249L248 240H249V242H247L246 240H244V242H242V241H240V234H242V232H244V234H246L248 231H249V228H250V230L251 229H254L255 227H257L258 228V230L259 229H262L263 227H264V139L263 140H261V142L258 144V145H255L256 147L255 148H253V149H251V151H245V152H231V151H229V150H226L224 147H218V146H216V145H214V144H209L210 145V149H209V151L211 152V156L209 157V158H212V157H214V156H216V157H219V158H222V159H224V161L226 160V162H228L229 161V163H241L242 164V169L240 170V171H237V172H234L233 173V175L231 174V172L229 173V175L227 176V175H225V176H223V175H219L220 177H219V179H228L229 180V182H228V184L229 185H224V186H218L220 189H218L217 188V186L216 187H209V188H213L214 190H212V191H209L208 190V192L206 191H204V189L202 190V191H204V193H200V194H194L193 196H192V194L190 193V192H188L189 190H188V185H189V183L191 182V183H193L192 181V179H194V182L198 179V180H200L201 182L203 181V180H201L200 178H199V176H198V178L196 179V177L197 176H195L194 178L192 177V179L191 180H189L190 182H188V180L186 179V176H185V174H183L182 172H183V170H188V169H190L189 171H190V173H191V170H192V168H194V169H196V165H197V163H191V161L189 160H187L186 159V157H185V159H181V162H180V157H179V153H183L184 151L183 150H188V151H190V150H198V151H202V150H204L203 149V144L201 143V139H199V138H194V139H190V140H186L187 142L186 143H175V141H173V140H170V141H166L167 140V138H165V139H162V140H159L161 137H159V138H157L158 140H155L154 139V142L153 143H151V142H149L151 145V147H149V146H145L146 148H150L151 150H154L153 152H149L148 154H144L143 156L141 155V156H139V157H131L130 158V160H128V161H121V159H119V158H121L120 156L122 155V157H125V156H123V155H127V152L128 151H126L125 152V150H123L125 153H121V151L120 152H117V151H119V149H117L116 151H115V147L113 148L112 147V149H111V147H110V149L109 148H107L106 149V147L104 148L105 149V151L106 152H109V150L111 151L112 150V152H113V150L115 151L114 152V154L116 153V155H117V153H119L120 155H117V156H119V157H117L116 155H114V157H117L115 160H117V161H114L111 157L109 158V159H111V160H109L108 158H106V156H104L105 157V159L108 161V162H110V163H113V164H107L108 165V167H112V169L111 168H109V170L108 169H106V170H108V171H106L105 169V171H103V173H100L99 174V172H102V170H100V164H103V163H100V161L102 162L103 161V153L102 152H105V151H103L101 148H100V150L99 149H95V147H93V145L94 146H98V145H96V143H93V145L91 146V147H89V145H88V147L87 148H89V149H85V147L87 146L86 144H89V143H87L88 141H91L90 139H92V141H94L95 140V142L97 141V140H100V139H98V132L97 131H93V130H95V129H91V132L90 133H85L86 131L85 130H87L88 131V128L90 127L89 126V124H90V121L92 120V119H94V118H92V117H94V116H89V118H92L90 121H88V128L87 129H83V127L85 126V125H83V127H82V129L85 131L84 133H82V134H84L83 136L85 137V136H88L89 134L91 135V133H92V131H93V133L92 134H94V132H95V134H97L96 136H88V137H92V138H90L89 140L88 139H86V140H83V139H85V138H83L82 140L83 141H81V142H85L86 144L84 145L83 143H79V145L77 146L76 145V147L77 148H75L74 149V151H72L73 153H75V150L76 151H80V153L79 152H77L76 154H72V152H71V155H69V153H64V154H66V156H64V157H62V154H61V157L59 158V155L57 156V155H53V154H51V153H49V152H51L52 151V153H53V150L55 149V151H56V149H58V143H57V141L56 140H58V138H56V137H54V134H53V136H47L48 138H45V139H42V138H44L43 136H44V133L43 132H45L46 133V129H45V131H44V127H43V129L41 128L40 130H42L41 131V133H43V134H41L40 133V136H42L41 138H40V136H38L37 137V135H36V133H35V135L36 136H33V139L32 140H30L31 139V137H32V134H31V137H30V139H29V137L27 138L28 140H30V142L26 139V141H25V139H24V136H21L20 134H17L16 132V125L15 124H17L16 122H17V119L19 118L18 116L20 115V113L21 112H23V107L21 106V107H18L17 109L16 108H14L15 106H13L14 104H12V102L14 103V101H12V102H8V99H7V91H8V89H7V91L4 89V88H2ZM62 87L63 86H60V89H59V87H58V89H56V92L58 91V90H62ZM241 87V86H240ZM262 86H259L258 88H261ZM65 87H63V89H64ZM66 88H68L67 86H66ZM69 88H72L71 86L69 87ZM102 88V87H101ZM3 89V90H2ZM97 89H95V92H96V90ZM229 89H225L224 91H223V93H224V99L226 100V101H229L230 103H232L235 107H237V102L234 100H232L231 98H230V90ZM262 89V88H261ZM68 90H70V89H68ZM64 91L65 92V94L68 92H72V94H71V92L69 93V95H70V98H69V101L71 102L74 98H73V90H70V91ZM226 90H228L229 92V94L227 93V91ZM63 91V90H62ZM74 91H76V90H74ZM100 91V90H99ZM119 91V90H118ZM233 91H236V90H233ZM59 92V91H58ZM120 92V91H119ZM59 93H61V92H59ZM59 93H55V95L57 96ZM63 93V92H62ZM67 93V94H68ZM243 93V92H242ZM48 94H49V91H48ZM64 93H63V95L64 96H66ZM115 94V93H114ZM60 95H62V94H60ZM69 95H67V97L65 98L64 96H61V97H64V99L65 100H68V97H69ZM49 96H51L50 94H49ZM49 96H48V98H49ZM83 96V95H82ZM47 97V96H46ZM52 97V96H51ZM86 97V96H85ZM242 94H241V90L239 91V93L237 94V99H238V101H240L241 102V100H242ZM48 98H47V100H48ZM96 98V97H95ZM46 99V98H45ZM92 98H89V99H87L88 101L89 100H91ZM223 99V100H224ZM244 99V98H243ZM49 100H51V99H49ZM48 100V101H49ZM80 100H85V98L84 99H80ZM94 100H97V99H94ZM99 100V99H98ZM98 100H97V102H98ZM63 101V100H62ZM264 101V100H263ZM83 102V101H82ZM97 102H94V103H97ZM62 103V102H61ZM64 103V102H63ZM66 104H68V101H66L65 103H64V105H66ZM13 106V108H12V110L10 109V112H6V113H4V112H2L1 113V111H2V108H4L5 106H9V107H12ZM125 107H123L122 105H120L121 107H123V109L124 108H128V104L127 103H125ZM106 106V105H105ZM103 107L104 108V110L105 109H107L106 107ZM120 106H119V108H120ZM17 107V106H16ZM117 106H113V110H111L112 112L113 111H115V109H117V110H119L118 108H116ZM21 108V110H19ZM102 108V109H103ZM126 108V109H127ZM219 108V107H218ZM217 107L216 108H214L213 109V112H211L212 114V116H214L215 115V117H217V116H219V118L221 117V115L224 113V111H222V109H218ZM240 108H242V107H240ZM17 111V113L15 112V110ZM23 109V110H22ZM97 109H98V111H99V108L97 107L96 108V110L95 111H97ZM101 109V108H100ZM101 109V110H102ZM111 109H112V107H111ZM122 109V110H123ZM217 109V110H216ZM243 109V108H242ZM14 110V111H13ZM41 110V109H40ZM120 110H121V108H120ZM216 110V111H215ZM11 111H13L14 113H16V114H14L13 112H11ZM19 111V112H18ZM64 111V110H63ZM62 111V112H63ZM98 111L96 112V114L98 113ZM103 111V110H102ZM101 111V112H102ZM125 111V110H124ZM127 111H129V108L126 110V112ZM100 112V111H99ZM104 112V111H103ZM119 112V111H118ZM130 112V111H129ZM128 112V113H129ZM10 113V114H9ZM60 114H61V112H59ZM111 113V112H110ZM109 113V114H110ZM114 113V112H113ZM127 113V114H128ZM164 113V115H166V117L165 116H163L162 117V123H166L167 121H168V123L172 120L173 121V118H172V116H170L169 115V113L167 112V111H164L163 112ZM222 113V114H221ZM252 116H254V118L256 119V120H258V121H264V113H253V112H249ZM7 114V115H6ZM8 114H9V116H8ZM12 114H14V115H12ZM59 114V115H60ZM63 114H65L64 112H63ZM80 114V113H79ZM78 114V115H79ZM94 114H95V112H94ZM112 114V113H111ZM210 114V113H209ZM3 115V116H2ZM23 115H24V119L27 121V122H25V120H23ZM27 115V116H26ZM82 115L84 116V117H82ZM88 116V114H84L83 112H82V114H80V116H79V119H80V121H82L81 122V124H79L80 123V121H79V119H78V124L81 126L82 125V123L83 122H85L86 120H85V116ZM130 115V114H129ZM11 116V117H10ZM26 116V117H25ZM123 116V115H122ZM169 116V117H168ZM223 116V115H222ZM29 115L26 113V114H21V117L19 118V121H18V123H20L19 124V126L20 127H25V126H27V131L29 130V131H33L32 129H36V127H34V124H33V118L30 120V121H32V123H29L30 121H29ZM165 117V118H164ZM171 117V118H170ZM11 118H12V120H11ZM28 118V119H27ZM31 118V117H30ZM66 118V117H65ZM73 119H74V116L72 117ZM88 118V117H87ZM88 118V119H89ZM4 119V120H3ZM73 119H70V120H72L73 121ZM83 119H84V121H83ZM169 119V120H168ZM15 121V123H12L11 124V122H14ZM65 120V119H64ZM66 120H69V119H66ZM65 120V122H68V121H66ZM69 120V121H70ZM23 121V122H22ZM71 121V122H72ZM25 122V123H24ZM63 123H61V124H65V126L67 127V125H68V127L66 128L65 126V130H64V132L65 131H68L69 129L68 128H70L69 127V123H64V121H62ZM75 124H76V122H75V119H74V121H73ZM73 122L71 123V124H73ZM100 122V121H99ZM102 122V121H101ZM100 122V123H101ZM24 123V124H23ZM87 123V122H86ZM49 124H51V122H49ZM77 124V125H78ZM84 124V123H83ZM99 124V123H98ZM10 125V126H9ZM11 125L13 126L12 128H11ZM24 125V126H23ZM78 125V126H79ZM102 126L103 125V123L102 124H99V126ZM18 126V124H17V127H19ZM19 127V128H20ZM58 127V126H57ZM59 127H61L62 128V130H63V127L62 126H59ZM71 127H77L76 125H73V126H71ZM93 127H96V125L94 126L93 125ZM142 127V126H141ZM250 127V126H249ZM248 127V129L250 130L251 128H249ZM5 128V129H4ZM22 128H20V129H22ZM61 128H57L58 129V133H59V130H61ZM92 128V127H91ZM98 127H96V129H97ZM100 128V127H99ZM98 128V129H99ZM66 129H68V130H66ZM246 129V128H245ZM82 130V131H83ZM90 130V129H89ZM133 130H135V128L133 129ZM247 130V129H246ZM251 130H253V129H251ZM16 131V132H15ZM55 131H57V130H55ZM55 131H54V133H55ZM164 131H165V129L162 127V135H164ZM36 132V131H35ZM63 132V133H64ZM89 132V131H88ZM17 134V135H15V134ZM28 133H30V132H28ZM37 133H39V130H38V132ZM49 132H47V134H48ZM52 133V132H51ZM56 134V133H55ZM65 134V133H64ZM94 134V135H95ZM19 135V136H18ZM33 135H34V133H33ZM51 135V134H50ZM58 135H60V136H58L59 138L61 137V136H63V134L61 135V133H59ZM21 136V137H20ZM30 136V135H29ZM46 136V135H45ZM55 136H57V135H55ZM23 137V138H22ZM36 137H37V140H35V141H33L34 139H36ZM52 137L55 139H53L52 140ZM88 137H86V138H88ZM97 138V139H95V138ZM170 137V136H169ZM5 138V139H4ZM62 138V137H61ZM63 138H64V136H63ZM66 138V137H65ZM171 138V137H170ZM47 139V140H46ZM196 139V140H195ZM16 140V142H14ZM45 140V141H44ZM63 139H61V140H59V141H62ZM66 140V139H65ZM165 140V141H164ZM2 141V142H1ZM32 141V142H31ZM64 141V140H63ZM69 141H71V139L69 140ZM92 141L90 142L91 144H92ZM29 142V146L32 148V152L30 151V149L31 148H29L28 147V145H27V143ZM34 142V143H33ZM42 142H44V143H42ZM54 142V143H53ZM75 143H76V141H74ZM74 142H69L68 144L67 143H64V144H66V146L62 143V142H60V143H62L66 148L68 147V145L71 143V144H73ZM169 142H172V143H169ZM179 142V141H178ZM3 143V144H2ZM60 143H59V145H60ZM97 143H98V141H97ZM103 143H104V145H103ZM100 142V144H102V146H106L105 144V142ZM126 142H122V144H125ZM33 144H35V147L33 146ZM39 146V144H40V148H38L37 147V145ZM41 144H42V147H41ZM76 144H78V143H76ZM117 144V143H116ZM113 145V146H117V145ZM27 145V148H25L24 149V147ZM53 145H54V148H53ZM108 145V144H107ZM120 145V144H119ZM118 145V146H119ZM126 145V144H125ZM20 146H22L23 147V149H21L20 148ZM43 146H44V148H43ZM57 146V147H56ZM70 147H71V145H69ZM73 146V148L75 147V145H72ZM80 146H81V148H80ZM85 146V147H84ZM101 146V145H100ZM101 146V147H102ZM109 146V145H108ZM107 146V147H108ZM111 146V145H110ZM121 146H123V145H121ZM130 148H132V144L131 145H128ZM126 147V148H129V147ZM47 147H49V148H47ZM56 147V148H55ZM59 147H61V146H59ZM70 147H68V148H70ZM84 147V148H83ZM135 149H137L138 147H137V144L136 145H134L133 146ZM155 147V148H154ZM19 148H20V150H19ZM38 150H37V149ZM47 148V149H46ZM51 148H53V149H51ZM85 149V150H83V149ZM91 148V149H90ZM96 148H99V146L98 147H96ZM119 148H120V146H119ZM123 148H125V146L123 147ZM133 148V149H134ZM154 148V149H153ZM171 148V149H170ZM27 149V151L29 150L30 152H31V155L32 156H36L37 154V152L35 153V155H33V153H34V149H36L40 154H38V155H40V157H38V155H37V157L39 158V159H37V157L36 158H33L34 160L35 159H37L36 161L37 162H33L34 160L31 158L32 156H30V153L29 152H27L26 151V154L27 153H29V154H27L26 155V157H22V155H24L25 154V150ZM40 149V150H39ZM42 149H44L45 151H49L48 149H50L51 151H49V152H43L44 150H42ZM61 149H63L62 147H61ZM109 149V150H108ZM159 149H160V151H159ZM24 150V151H23ZM35 150V151H36ZM41 150H42V153H41ZM180 150H181V152H180ZM15 151V152H14ZM19 151V152H18ZM55 151H54V153H55ZM71 151V150H70ZM69 151V152H70ZM99 151V152H98ZM159 151V152H158ZM172 152L171 154H169V153H167V152ZM68 152V151H67ZM111 152V155H112V157H113V153ZM24 153V154H23ZM99 155H98V154ZM156 155H155V154ZM174 153H175V157H174ZM217 153V154H216ZM14 154H15V157H14ZM63 154V155H64ZM67 154H68V156H67ZM92 154H96V155H98V156H100V157H96V156H93ZM102 154V155H101ZM216 154V155H215ZM42 155H44V159H42L43 157H41ZM48 155V157H46ZM89 155L91 156H93V157H91V159H93L94 157H96V158H94L95 159V161L93 160V162H92V160L90 159V157H89ZM168 155H170L169 157H168ZM181 155V154H180ZM22 158H21V157ZM49 156L50 157H52V159H50L49 158ZM54 156H56V157H54ZM85 156H87L86 158H85ZM29 157V158H28ZM66 157V158H65ZM127 157V156H126ZM171 157L173 158V159H171ZM177 157H178V161L180 162V168H178V169H176V166H175V170H174V168L172 167L171 169H173L174 170V173H172L171 171H170V173L173 175V178H174V181H173V178H172V180H171V178H170V180L171 181H173V182H171V181H168V182H171V184H173V186H161L162 185V179L160 178L161 177V175H162V173H159V172H157L156 170H159L160 172H162V165L163 166H165L166 168H164L163 167V169H169L170 170V167L173 165L174 166V164H173V162L174 163H176V164H178V161H177ZM7 158V159H6ZM21 158V162L19 161V159ZM56 160H55V159ZM97 158H99L98 159V161H97ZM133 158H135V159H133ZM169 158V159H168ZM23 159V160H22ZM26 159H27V162L26 163H28L27 165L29 166V167H33L34 165H37L38 167H36V166H34V167H36V168H32V171L30 170L31 168H29L27 165H25V161H26ZM46 159V161H44ZM54 159V160H53ZM82 159V160H81ZM89 161H88V160ZM132 159V160H131ZM12 160H14L13 162H12ZM17 160V161H16ZM28 160L30 161V162H28ZM33 160V161H32ZM51 160L52 161H54L53 163L51 162ZM84 160H86L85 162H84ZM167 160H169V161H167ZM41 161V162H40ZM164 162V161H167V163L166 162H164V163H162V165L161 164H159V162ZM19 162V163H18ZM23 162V163H22ZM43 162V163H42ZM77 162V163H76ZM83 162V163H82ZM88 163V165L90 164V166H91V164L92 163H94V162H96V165L98 164V166H94V167H92V169H91V171L90 170H88L89 168H87V163ZM13 163V164H12ZM32 163H33V165H32ZM39 163V164H38ZM42 163V164H41ZM47 163H48V166H47ZM49 163H51L50 165H49ZM68 163V164H67ZM133 163V164H132ZM166 163V164H165ZM8 164V165H7ZM70 164V165H69ZM85 164H86V169H85ZM129 164H130V166H129ZM159 164V165H158ZM12 165V166H11ZM13 165H15L14 166V168H13ZM18 165V166H17ZM24 165V166H23ZM32 165V166H31ZM41 165H44V166H42L41 167ZM65 165V166H64ZM69 165V166H68ZM76 165V166H75ZM79 165H82L81 167L79 166ZM106 165V166H107ZM122 165H124V166H122ZM158 165V166H157ZM6 166V167H5ZM27 166V167H26ZM39 166H40V168H39ZM47 166V167H46ZM59 166V167H58ZM74 166V167H73ZM90 166H88V167H90ZM103 167H104V164L102 165ZM102 166H101V168H102ZM105 166V167H106ZM116 166H118V167H116ZM136 166V167H135ZM155 166L157 167L156 168V177L154 176V175H149V174H151L150 172L153 170V169H155ZM191 166V167H190ZM202 167H200L201 168V170H208V168L206 167V166H208V165H201ZM60 168V171H59V169L58 168ZM75 167H77V168H75ZM80 167V168H79ZM120 167L121 168H128V170H127V168L125 169V173L126 174H128L127 176H126V174H124L126 177V179L124 178V177H121V176H119V169H120ZM139 167H142V169L144 170H142L141 168H140V170L138 171V172H140L139 174H138V172H137V170L139 169ZM7 168H9V170L7 169ZM12 168V169H11ZM22 171L21 172V174L23 173V175H19L18 174V177L21 179V177L23 178V180H24V182H23V180H22V184L19 182V178H18V181L16 180L17 179V177H16V179L14 178V176L15 175H13L14 173L13 172H15V173H19L20 172V170ZM43 170H42V169ZM79 168V169H78ZM84 168V169H83ZM91 168V167H90ZM94 168V169H93ZM183 168V169H182ZM188 168V169H187ZM198 170L200 169L199 168V165H198ZM3 169V170H2ZM35 169V170H34ZM37 169V170H36ZM41 169V170H40ZM65 169H66V171H65ZM74 169V170H73ZM77 169V170H76ZM81 169H82V171H81ZM124 169H123V173H124ZM134 169H136V171H134ZM182 169V170H181ZM210 169V168H209ZM11 170H13V172L11 171ZM19 170V171H18ZM40 172H39V171ZM80 170V171H79ZM99 170V171H98ZM114 170H116L115 172L116 173H118L117 175H116V173L114 172ZM121 170V169H120ZM127 170V171H126ZM142 170V171H141ZM18 171V172H17ZM52 171V172H51ZM59 171V172H58ZM180 171H181V173H180ZM204 171V172H205ZM2 172H3V174H2ZM7 172V173H6ZM9 172V173H8ZM56 172V174H54ZM61 172V174H59ZM68 172V173H67ZM79 172V173H78ZM81 172V173H80ZM105 172V173H104ZM142 172V173H141ZM52 173V174H51ZM66 173V174H65ZM75 173H78V174H75ZM86 173V174H85ZM95 173V174H94ZM98 173V175H96ZM148 173V174H147ZM158 173L159 174H161V175H158ZM7 175V177H3V176H5V175ZM8 174H11V175H13V177L10 175V176H8ZM25 174V175H24ZM35 174V175H34ZM49 174H51V175H49ZM103 174H106L107 176L105 177V178H103L102 176H103ZM133 174H135V176L137 175V177L139 176V175H141V178H137V177H133ZM143 174V175H142ZM146 174L148 175V176H150V178L149 177H147L146 176ZM196 174H197V170H196ZM3 175V176H2ZM17 175V174H16ZM44 175L46 176L44 179H46V180H44L42 177H44ZM93 175H94V177H93ZM100 175H102V176H100ZM231 175V176H230ZM85 176V177H84ZM96 176H98V177H96ZM111 176V177H110ZM116 176V177H115ZM143 176H145V178L147 177V179L149 180V182L146 184L145 182H147L146 180H145V182L143 181L144 179L142 178ZM182 176V177H181ZM8 177H12V178H14V180L18 183H13L14 182V180H12L11 178H8ZM49 177V178H48ZM81 177V178H80ZM130 177H132V178H130ZM140 177V176H139ZM184 177V178H183ZM5 178H7L8 179V181H5V180H7V179H5ZM27 178V179H26ZM86 178L88 179V180H86ZM95 178V179H94ZM121 178H123V179H121ZM128 178H130V179H128ZM137 178V179H136ZM154 178H156V180L154 179ZM52 179V180H51ZM75 179V180H74ZM99 179H101V180H106V181H102L101 182V180H99ZM113 179V180H112ZM117 180V181H119V182H115V180ZM131 179H134V180H140V182L138 183V184H141V183H145L144 185L145 186H147V188H145V186H144V189L143 190H147L148 189V187H149V184H150V186H151V190L153 191V192H151L150 194H151V196H148V198L150 199L149 201H148V199H146L145 198V195L147 196V193L144 195H142L141 197L142 198H140V199H137L135 196H134V198L133 197H131L130 196V194L131 193H129L128 194V196H123L122 194H120V193H117V192H114V190L112 191V189H111V187H113L112 186V184L114 185V183L115 184H117V186H124V184H126V186H127V184H129V183H131V187H132V185L134 184V186H138V184H136V182H134L133 180H132V182H130L131 181ZM141 179H142V181H141ZM11 180H12V182H11ZM29 180V181H28ZM37 180V181H36ZM87 181V184H86V181ZM97 182L98 180V183H96L95 181ZM127 180H130V181H127ZM161 180V181H160ZM185 180V181H184ZM21 181V180H20ZM28 181V182H27ZM43 181H44V183H43ZM70 181V182H69ZM74 181V182H73ZM82 181V182H81ZM85 181V182H84ZM110 181V182H109ZM111 181H113V182H111ZM161 183H160V182ZM9 182V183H8ZM27 182V183H26ZM67 182H68V184H67ZM71 182H72V184H71ZM75 182H78V184H76V186L74 185V183ZM85 183V185H83L84 183ZM93 182V183H92ZM95 182V183H94ZM125 182H128V183H125ZM154 182H155V185L157 186V188L156 189H154V187H156V186H154ZM184 182H186V183H184ZM5 183L6 184H8V185H5ZM31 183V184H30ZM81 183H83L82 185H83V187H84V189H81V194L82 195H80V196H83L82 198H78V197H75V194H76V191H79V190H77L78 189V187L79 188H82L81 187ZM103 183V184H102ZM106 183V184H105ZM112 183V184H111ZM195 183H197V181L195 182ZM14 186H13V185ZM143 184H141V185H143ZM170 185L169 183H165V185ZM185 184V185H184ZM18 185H19V187H18ZM61 185V186H60ZM70 185H72V186H70ZM91 185V186H90ZM97 185H98V187L100 186V188H101V190L99 189L98 190V188H97V190L98 191H96V190H94V189H96V188H94V186L95 187H97ZM191 185V184H190ZM17 186V187H16ZM20 186H23V187H20ZM29 186V187H28ZM74 186H75V188H76V190L74 189ZM130 186V184L127 186V187H129ZM160 186H161V188L162 187H164L163 188V190L161 191V188H160ZM70 187V188H69ZM89 187H91L90 188V190H89ZM5 188H7V189H5ZM10 188V189H9ZM18 188V189H17ZM22 188H24L23 190L25 191H23L22 190ZM103 188V189H102ZM108 188V189H107ZM134 188V187H133ZM135 188H138V187H135ZM199 188V187H198ZM35 189V190H34ZM49 190L48 192L46 191V190ZM52 189H53V191H52ZM57 189V190H56ZM60 189V190H59ZM71 189V190H70ZM91 189H92V191H91ZM111 189V190H110ZM156 190L155 192H154V190ZM157 189H160V191L159 190H157ZM191 189V188H190ZM201 189V188H200ZM200 189H198V190H200ZM33 190L35 191V193H34V195L32 194V192H33ZM85 190L86 192H83V191ZM87 190H88V192H87ZM142 190V191H143ZM146 190L144 191V192H146ZM148 190H150V188L148 189ZM37 191H38V193H37ZM75 191V192H74ZM141 191V192H142ZM218 191V193H214V192H217ZM8 192V193H7ZM90 192H92V193H90ZM100 192V193H99ZM157 192V193H156ZM165 192H167V194H165ZM0 193V198H1V194ZM14 193H16V192H14ZM22 193L24 194V193H26V195H22ZM48 193V194H47ZM84 193V194H83ZM88 193V194H87ZM113 193H114V195H113ZM117 193V194H116ZM143 193V192H142ZM178 193H180V194H178ZM260 193V194H259ZM4 194V195H5ZM9 194H11V193H9ZM13 194V193H12ZM46 194V195H45ZM86 194H87V196H86ZM97 194V195H98ZM101 194V195H102ZM149 194V195H150ZM157 194V195H156ZM165 194V195H164ZM207 194V195H206ZM29 197H28V196ZM48 195V196H47ZM50 195V196H49ZM77 195H78V192H77ZM76 195V196H77ZM78 195V196H79ZM96 195V196H97ZM118 195H120L119 197H118ZM141 195V194H140ZM179 197H178V196ZM191 195V196H190ZM196 195V196H195ZM205 195V196H204ZM208 195H209V197H208ZM3 196V195H2ZM10 196H12V195H9L8 197H10ZM33 196H35V197H33ZM69 196V197H68ZM110 196H117L116 198L114 197V199L117 201V202H115V201H113V202H109V197ZM182 196V198L181 199H184L183 201H186V202H184V203H181L180 204V200H179V198ZM207 196V198H205ZM65 197V198H64ZM66 197H68V198H66ZM122 198V200H121V198ZM125 197V198H124ZM214 199V200H212V198ZM257 198L256 199V201H255V199L254 198ZM4 198H6V197H4L3 196V199ZM37 198V199H36ZM38 198H40V199H38ZM108 198V199H107ZM143 198L145 199L144 200V202H142L143 201ZM20 199V200H21ZM34 199V200H33ZM44 199V200H43ZM117 199H119V201L117 200ZM125 199V200H124ZM151 199H153V200H151ZM163 199H164V202H165V204L163 203L162 204V201H163ZM203 200V202H202V200ZM263 199V200H262ZM27 200V201H26ZM33 200V201H32ZM40 200V201H39ZM204 200H206V201H204ZM254 200V201H253ZM0 201H1V199H0ZM34 202L33 204V206H31V204L30 203H32V202ZM36 201V202H35ZM39 203H38V202ZM43 201V202H42ZM58 201H60V202H62L63 203V207L61 208V207H56L55 205H57L56 203L58 202ZM79 201V200H78ZM82 201V200H81ZM153 201V202H152ZM197 201V202H196ZM211 201H212V203H211ZM45 202V203H44ZM107 202V203H106ZM121 202V203H120ZM193 202H196V203H193ZM202 204H201V203ZM205 202V203H204ZM52 203H53V205H54V207L53 206H51L52 205ZM85 203H87V201L85 202ZM89 203V202H88ZM116 203V204H115ZM187 205H186V204ZM204 203V204H203ZM207 203H209V204H207ZM214 203V204H213ZM103 204V205H102ZM106 204H108V205H106ZM180 204V205H179ZM184 204V205H183ZM189 204V205H188ZM199 204H201V205H199ZM206 204V205H205ZM211 204V205H210ZM24 205V206H23ZM42 205V206H41ZM47 205H50L49 207L47 206ZM170 205V206H169ZM205 205V206H204ZM216 205V206H215ZM58 206V205H57ZM86 206H87V204H86ZM89 206V205H88ZM104 206V207H103ZM107 206L109 207V208H107ZM187 206V207H186ZM198 206H199V208H198ZM49 209H48V208ZM162 207H166L165 209H163L162 210ZM190 207V208H189ZM5 208V210L7 211V209ZM24 208V209H23ZM35 208V209H34ZM57 208V209H56ZM97 208H99V207H97ZM116 208H117V210H116ZM151 208H153V210H151ZM157 210H156V209ZM214 210H213V209ZM26 209V210H25ZM60 209V210H59ZM64 209H65V211H64ZM69 209V210H68ZM77 209H79L80 211L78 212L77 211ZM99 209H101V208H99ZM104 209V210H103ZM147 209H148V211H147ZM155 209V210H154ZM160 211H159V210ZM4 210V212L5 213H7L6 211ZM31 210V211H30ZM83 210V211H84ZM92 210V209H91ZM97 210V209H96ZM107 210H106V215H107ZM108 210V211H109ZM162 210V211H161ZM183 211V212H181V211ZM51 212L52 213V215H51V213L50 214H48L47 212ZM109 211V212H110ZM113 211H115L114 213H113ZM125 211V212H124ZM184 211H185V213H184ZM1 212V211H0ZM78 212V213H77ZM80 212H81V216L79 215V217H80V219L81 220H78L79 219V217H78V215L77 214H80ZM96 212V211H95ZM123 212V213H122ZM160 212H161V214H160ZM163 212V213H162ZM193 212V213H192ZM7 213V214H8ZM63 213H66V214H63ZM96 213H98V211L96 212ZM99 213H100V210H99ZM104 213V212H103ZM150 213V214H149ZM158 213V214H157ZM190 214V216L189 215H187V214ZM6 214V215H7ZM21 214H22V216H21ZM76 214V215H75ZM105 214V213H104ZM109 214V213H108ZM123 214H126V216L125 215H123ZM192 214V215H191ZM56 215V216H55ZM62 215L65 217L64 218V220H62L61 221V219H63V218H61L62 217ZM74 215V216H73ZM195 215V216H194ZM4 216V217H3ZM8 215L6 216V217H9ZM33 216V217H32ZM38 216V217H37ZM52 216L54 217H56V222H54L55 220H54V218H52ZM58 216V217H57ZM102 216H103V218H105V217H108V215L107 216H105V215H103L102 214ZM184 216V217H183ZM189 216V217H188ZM5 218L6 220L4 221V219L3 218ZM28 217V218H27ZM35 217H36V219H35ZM73 217V218H72ZM141 217H143V218H141ZM26 218V219H25ZM136 219H138V220H136ZM38 220V221H37ZM54 220V221H53ZM95 220V219H94ZM117 220V219H116ZM126 221V223H127V225L128 224H130V225H132V224H135L136 225V227L134 228V232H135V236L134 237H130L129 236V232H127V230H126V228H125V221ZM131 220H136V221H134V223L133 222H131ZM140 220V221H139ZM3 221H4V223H3ZM34 221L36 222V223H34ZM62 223H61V222ZM123 221V222H122ZM128 221V222H127ZM131 223H130V222ZM41 222V223H40ZM45 222V223H44ZM96 222L97 221H95V223H94V226L96 225ZM136 222V223H135ZM138 222V223H137ZM262 222H263V225H262ZM34 223V224H33ZM53 223V224H52ZM99 223H100V221H99ZM98 223V224H99ZM15 224V225H14ZM27 224V226H26V228H24L25 227V225ZM44 224V225H43ZM87 224V225H86ZM108 224H110L109 225V228L110 227H112L111 226V221L110 222H108ZM13 225H14V227H13ZM35 225H37V226H35ZM50 225V226H49ZM93 225V224H92ZM91 225V226H92ZM112 225H114V224H112ZM16 226V227H15ZM28 226H29V228H28ZM75 226V227H74ZM101 223L99 224V225H97V226H95V227H97V229H99V231L103 228L104 229V227H102L101 228ZM142 226V227H141ZM146 226V227H145ZM254 226V227H253ZM5 227H7V228H5ZM22 229H21V228ZM71 227V228H70ZM134 227V226H133ZM148 227V228H147ZM207 227V228H206ZM248 229L247 231H246V229ZM256 228V229H257ZM3 229H2V232H3ZM10 229H9V231H10ZM16 229V230H17ZM71 229V230H70ZM86 229H88V228H86ZM142 229V230H141ZM206 231H205V230ZM30 230H32V231H30ZM70 230V231H69ZM136 230V231H135ZM149 230V231H148ZM162 230L163 231H170V232H172V233H177L178 234V242H176V248L174 249V248H169L168 247V243L169 242H167L168 240H163V238H162ZM243 230V231H242ZM6 231H4V232H6ZM39 233H38V232ZM113 231H115V232H113ZM154 231V232H153ZM156 231V232H155ZM3 232V233H4ZM28 232V233H27ZM45 234H44V233ZM53 232V233H52ZM120 232H122V235H120ZM125 232V233H124ZM127 232V233H126ZM140 232V233H139ZM74 234H76L77 233V231L76 232H73ZM126 235H124V234ZM144 233H145V235H144ZM149 233V234H148ZM195 233V235H193ZM25 234V235H24ZM38 234V235H37ZM41 234V235H40ZM43 234V235H42ZM70 234V235H69ZM78 234V233H77ZM111 234H114V235H112L111 236ZM151 234V235H150ZM154 234V235H153ZM22 235V234H21ZM21 235H20V237H21ZM121 236V237H118V236ZM131 235V234H130ZM148 235V236H147ZM42 238H41V237ZM115 236V237H114ZM141 236V237H140ZM150 236H152V237H150ZM24 237H21L19 240L20 241H23L24 242ZM37 237V238H36ZM123 237H124V239H123ZM147 237V238H146ZM150 237V238H149ZM155 237V238H154ZM23 238V239H22ZM25 238V239H26ZM62 238V239H61ZM110 238V239H111ZM115 238V239H114ZM117 238H120V239H122L123 241H125L124 243L127 245V246H123L121 243H119L118 241L116 242V239ZM130 238V239H129ZM135 238V239H134ZM258 238V239H257ZM22 239V240H21ZM28 239V238H27ZM27 239H26V241H27ZM64 239V240H63ZM110 239L108 238L107 239V241L109 240L110 241ZM128 239V240H127ZM147 239V241L148 240H150V241H148V242H146L145 240ZM29 240V239H28ZM35 241V242H38V241ZM51 240V241H50ZM54 240H55V242H54ZM61 240H63V242L62 243H60L61 242ZM68 240H69V242L70 243H68ZM79 240H80V242H79ZM114 240V241H113ZM117 240H119V239H117ZM182 240V241H181ZM130 243H129V242ZM131 241H132V243H131ZM134 241V242H133ZM170 241V240H169ZM180 241V242H179ZM246 241V242H245ZM29 242H31L30 240H29ZM66 242V244H67V247H60V246H64L65 243ZM126 242H128V243H126ZM51 243L53 244V245H51ZM83 243V242H82ZM81 243V244H82ZM91 243V242H90ZM98 243V242H97ZM106 243V242H105ZM133 243H134V245L136 246H134L133 245ZM147 243V244H146ZM61 244V245H60ZM70 244V245H69ZM81 244H79L80 246H81ZM83 244H85V242L83 243ZM82 244V245H83ZM88 245H89V242L87 243ZM100 244H103V243H100L99 242V245ZM122 246H121V245ZM170 244V243H169ZM3 244L0 242V247L2 246ZM28 245V244H27ZM40 245V246H41ZM132 245H133V247H132ZM253 245V246H252ZM5 246V245H4ZM32 246V245H31ZM90 246H92L91 244H90ZM90 246L89 247H86V245H85V248L86 249H81V248H78V250H80V251H78V253H80L81 255L84 253V252H86V254H85V257H86V255H87V251H83V250H91V249H93L92 251L94 252V247H91L90 248ZM120 246V247H119ZM138 246V247H137ZM260 248H259V247ZM16 248H18L17 247V245L15 246ZM29 247V246H28ZM96 247H97V245H96ZM99 247V246H98ZM125 247H126V249H125ZM128 247L130 248V250H132V252H129V250H127L128 249ZM140 247V248H139ZM5 249V252H6V254H5V252H3L2 250H3V246H2V248H0V258L1 259H5V260H1V261H3L4 263H5V261L8 263V264H17V262H15L12 258H10V254L12 255H14L16 252H15V250H14V252L15 253H10L11 252V250H12V248H11V246L10 245H8V247H4ZM62 248V249H61ZM101 248V247H100ZM193 248V249H192ZM203 250H202V249ZM259 248V249H258ZM27 248L25 247V249L24 250H26ZM61 249V250H60ZM97 249H99V248H96L95 249V251L97 250ZM125 249V250H124ZM156 249V250H155ZM170 249V250H169ZM195 249H196V251L197 252H200L199 254L198 253H196V251H195ZM244 251L243 253L244 254H239V251ZM18 250H21L20 248L18 249ZM64 250V251H63ZM101 250V249H100ZM100 250H99V253H100ZM153 250V251H152ZM13 251V250H12ZM17 251V250H16ZM46 251V252H45ZM48 251L51 253V254H49V256L50 257H48L47 255H46V253H48ZM62 251V252H61ZM73 251H74V249H73ZM83 253H82V252ZM98 251V250H97ZM97 251H96V254H97ZM108 251V250H107ZM127 251V252H126ZM148 251V252H147ZM202 251V252H201ZM255 251V250H254ZM260 251V250H259ZM30 252H33V249H32V251H30ZM29 252V253H30ZM53 252H54V254H53ZM92 252V253H93ZM124 252V253H123ZM226 252H228L227 253V255L229 256V258H232V260L230 259H227V258H224V260H223V257L222 256H225L226 254ZM238 252V253H237ZM63 253V254H62ZM98 253V254H99ZM132 253V254H133ZM240 253H242V252H240ZM52 254H53V256H52ZM94 254V256L96 257V258H102V259H100L102 262H105V261H103V255H102V252L99 254L100 256L99 257H97L98 256V254L96 255L95 254V252L93 253ZM93 254H91L90 256L91 257H94V256H92ZM139 254V255H138ZM172 254V255H171ZM239 256H238V255ZM8 255H9V257H8ZM19 256H21L20 254H18ZM18 255H16V256H18ZM30 254H28L26 257H24V256H21L20 257V259H19V261L20 260H24L25 262L24 263H26V261H27V257H31V256H29ZM226 255V256H227ZM231 255V256H230ZM253 255V254H252ZM258 255V254H257ZM46 256H47V258H51V256L53 257V259L54 260H52V259H50L51 261H53V262H51L50 260L48 261V260H44V258H46ZM83 256H84V254H83ZM82 256V257H83ZM89 256V257H90ZM150 256V257H149ZM162 256V257H161ZM168 256H171V258L170 257H168ZM225 256V257H226ZM11 257H13V256H11ZM62 257V258H61ZM122 257H124V258H122ZM255 257V259H257V257L258 256H256V253H255V256L253 255V257L252 258H254ZM14 259H15V257H13ZM21 258H24V259H21ZM71 258V259H70ZM241 258V259H242ZM90 260H91V258H89ZM120 259V260H119ZM151 259H153V260H151ZM227 259V260H226ZM43 260H44V262H43ZM71 260V261H72ZM75 260V261H74ZM82 260V259H81ZM80 259L78 260V261H76L75 263L76 264H78L77 262H79V261H81ZM104 260H105V258H104ZM160 260V261H159ZM229 260V261H228ZM239 260V259H238ZM248 260V262L249 261H251V262H254L255 260L254 259H252V260H250V257H249V259H247ZM247 260L245 261V263L246 264H250V263H248L247 262ZM83 261V260H82ZM81 261V262H82ZM119 263H118V262ZM154 261V262H153ZM156 261V262H157ZM232 261V262H231ZM241 262H244L243 260H240ZM21 262V261H20ZM51 262V263H50ZM84 262H86V260L84 259ZM157 262V263H158ZM162 262H164V263H162ZM183 262V263H182ZM227 262V263H226ZM80 263V262H79ZM87 264L89 263V262H86ZM128 263V264H129ZM157 263H155V264H157ZM0 264H1V262H0ZM6 264V263H5ZM21 264H23L22 262H21ZM27 264V263H26ZM36 264H38V263H36ZM81 264V263H80ZM82 264H85V263H82ZM90 264V263H89ZM123 264V263H122ZM159 264V263H158ZM244 264V263H243ZM253 264V263H252Z\"/></svg>", "mask_w": 264, "mask_h": 264}]
</instances>
